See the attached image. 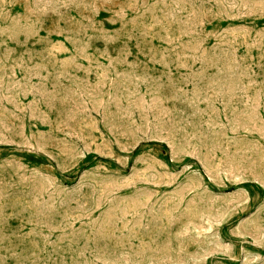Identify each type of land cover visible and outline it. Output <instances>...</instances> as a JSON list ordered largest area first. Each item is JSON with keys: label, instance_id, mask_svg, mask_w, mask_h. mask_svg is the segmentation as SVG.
Here are the masks:
<instances>
[{"label": "rangeland", "instance_id": "374dc122", "mask_svg": "<svg viewBox=\"0 0 264 264\" xmlns=\"http://www.w3.org/2000/svg\"><path fill=\"white\" fill-rule=\"evenodd\" d=\"M0 264H264V0H0Z\"/></svg>", "mask_w": 264, "mask_h": 264}]
</instances>
